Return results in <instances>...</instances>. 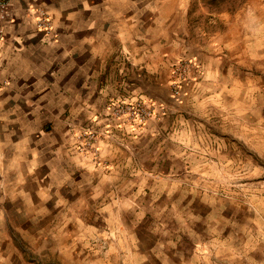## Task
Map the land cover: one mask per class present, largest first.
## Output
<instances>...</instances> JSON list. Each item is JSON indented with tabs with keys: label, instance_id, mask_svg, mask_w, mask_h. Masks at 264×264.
<instances>
[{
	"label": "rangeland",
	"instance_id": "1",
	"mask_svg": "<svg viewBox=\"0 0 264 264\" xmlns=\"http://www.w3.org/2000/svg\"><path fill=\"white\" fill-rule=\"evenodd\" d=\"M196 4L194 56L138 98L151 141H118L116 171L102 143L131 127L111 111L85 125L103 134L100 162L76 139L91 185L60 210L0 220V264H264V0Z\"/></svg>",
	"mask_w": 264,
	"mask_h": 264
},
{
	"label": "crops",
	"instance_id": "2",
	"mask_svg": "<svg viewBox=\"0 0 264 264\" xmlns=\"http://www.w3.org/2000/svg\"><path fill=\"white\" fill-rule=\"evenodd\" d=\"M197 1L10 0L0 49V220L39 216L50 204L60 210L86 193L91 170L76 134L114 102L151 99V75L194 56ZM38 9L51 18L50 33L37 26ZM128 135L102 143L111 169L124 170L118 141L131 137L137 151L151 141V121Z\"/></svg>",
	"mask_w": 264,
	"mask_h": 264
},
{
	"label": "built area",
	"instance_id": "3",
	"mask_svg": "<svg viewBox=\"0 0 264 264\" xmlns=\"http://www.w3.org/2000/svg\"><path fill=\"white\" fill-rule=\"evenodd\" d=\"M37 26L41 31L50 33L53 31V24L50 16L45 10H37ZM12 19L11 2L10 0H0V49L5 41L6 29L8 23ZM182 74V70H180ZM7 84L0 79V90ZM176 94H179V90H176ZM151 102L146 100L135 101H119L110 105L109 110L113 116V119L118 123L120 127L130 126L131 129L136 130L138 127L145 125L152 116ZM103 134H99L92 128H84L76 134V138L79 141V150L87 155H90L92 159L100 162V148L98 141L102 139Z\"/></svg>",
	"mask_w": 264,
	"mask_h": 264
}]
</instances>
